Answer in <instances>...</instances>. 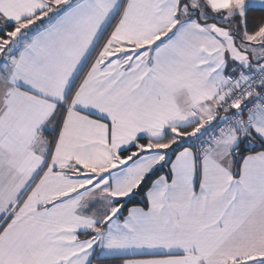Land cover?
Here are the masks:
<instances>
[{
	"label": "snow or ice",
	"instance_id": "1",
	"mask_svg": "<svg viewBox=\"0 0 264 264\" xmlns=\"http://www.w3.org/2000/svg\"><path fill=\"white\" fill-rule=\"evenodd\" d=\"M264 264V0H0V264Z\"/></svg>",
	"mask_w": 264,
	"mask_h": 264
},
{
	"label": "crops",
	"instance_id": "2",
	"mask_svg": "<svg viewBox=\"0 0 264 264\" xmlns=\"http://www.w3.org/2000/svg\"><path fill=\"white\" fill-rule=\"evenodd\" d=\"M109 264H111V261H109Z\"/></svg>",
	"mask_w": 264,
	"mask_h": 264
}]
</instances>
